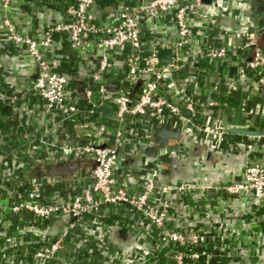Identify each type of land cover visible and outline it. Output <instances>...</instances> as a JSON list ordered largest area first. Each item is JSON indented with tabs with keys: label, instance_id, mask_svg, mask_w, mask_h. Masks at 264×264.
<instances>
[{
	"label": "crops",
	"instance_id": "crops-1",
	"mask_svg": "<svg viewBox=\"0 0 264 264\" xmlns=\"http://www.w3.org/2000/svg\"><path fill=\"white\" fill-rule=\"evenodd\" d=\"M244 3L240 6L237 0H227L221 9L209 6L201 21L192 22L198 34L191 42V50L199 51L209 42L229 46L240 43L237 37L242 30L263 32L264 0ZM40 11L34 10L29 1L18 0L13 13L18 25L30 31L49 19L47 12L39 14ZM164 30L160 27L156 35L162 37ZM169 34L173 36V32ZM259 45L264 53V33ZM250 56L251 51L246 49L230 54L217 77L205 75L197 67L192 69L202 88L207 87L203 91L206 96L218 93L221 99L228 98L229 108L239 110L237 113L223 106L209 109L207 116L199 115V123L195 121L191 127L204 124L210 129L217 120L229 129L264 132V95L257 90L253 74L251 77L247 71ZM77 60L75 83L93 86L92 67ZM35 68L34 60L25 51L16 53L0 43V216L3 224H14L13 229L1 234L0 242L28 243L37 248L43 242L41 238H58L69 227L64 248L47 264H127L133 244L142 247L137 253L154 255L159 247L157 235L147 227L148 220L126 207L110 209V219L88 223L72 222L71 217L62 216L40 224L30 212L14 213L13 207L21 204L63 206L76 194L91 190L93 184V157L71 159L61 153L64 142L85 146L87 137L62 114L46 112L37 98L29 105L24 100L25 90L35 81ZM117 70V66L111 69V77ZM14 98L27 109L18 110L12 103ZM227 104L223 101V105ZM110 119L100 117L104 126L120 128L126 136V145L122 146L114 138L108 140L111 136L106 140L120 153L117 177L129 191L139 192L149 180L158 186L192 184L200 188L192 195L174 191L164 196L175 222L182 228L195 231L202 224L211 236L219 237L217 246L206 249L207 254L198 264H264V210L252 195H230L220 187L239 181L248 164L263 160L264 136H216L188 128L181 131L183 141L171 140L161 149L164 155L159 156L158 151L151 156L147 149L158 148L154 135L159 123L148 122V134L140 137L135 123L127 121L124 127ZM95 238L97 245L92 248L91 240Z\"/></svg>",
	"mask_w": 264,
	"mask_h": 264
},
{
	"label": "built area",
	"instance_id": "built-area-1",
	"mask_svg": "<svg viewBox=\"0 0 264 264\" xmlns=\"http://www.w3.org/2000/svg\"><path fill=\"white\" fill-rule=\"evenodd\" d=\"M17 1L0 0V43L16 53L25 51L36 64L35 81L25 90L23 98L28 105L37 98L46 112H57L72 121L87 137V143L74 147L64 142L61 153L71 159L89 155L95 165L91 190L76 194L63 206L21 204L13 207L14 213L30 212L41 224L62 216L81 220L87 212L98 214L109 206L126 207L143 215L156 229L157 251L163 252L166 264H198L207 250L217 246L219 237L211 236L202 224L195 231L182 228L175 222L164 196L174 191L192 195L200 188L192 184L158 186L149 180L139 192L129 191L117 177V147L107 145L106 140L111 136L108 140L114 138L122 146L126 145V136L120 128L104 126L100 109L111 105L110 120L124 127L127 121L135 123L136 135L140 137L148 134L153 123H167L181 131L199 129L205 134L226 136L229 128L222 121L215 120L211 130L204 124L191 127L193 122L199 123V115L206 117L209 109L223 106L237 113L239 110L229 108L228 98L223 100L218 93L206 96L203 91L207 87L202 88L192 69L197 67L203 74L217 77L230 54L250 50L246 68L251 77L253 74L257 90L264 95V53L259 45L264 28L263 32L242 30L237 37L240 43L231 46L209 42L199 51H192L191 42L198 34L193 23L202 20L209 6L221 9L222 2L227 0H74L61 10L41 6L40 0H27L34 10L42 9L39 14L47 12L49 16L46 22L30 31L21 28L14 17ZM45 1L54 4L53 0ZM245 1L237 0L240 6ZM160 27L166 30L162 37L156 35ZM64 43L69 44L79 63L90 64L93 86L75 83L78 72L72 77L57 71L62 62L58 51ZM163 48L173 52V62L167 66L161 65L157 58ZM206 61L212 64L210 69L204 67ZM115 66L118 70L111 77ZM109 84L113 89H109ZM12 103L18 110L27 109L19 99L14 98ZM183 111L189 112V116ZM157 150L159 156L164 155L163 150ZM220 187L230 195H252L264 210V158L248 164L239 181ZM13 228L14 224H3L0 216V239L1 234ZM70 231L67 227L58 238L37 248H31L28 243L0 242V264H47L64 248ZM150 256L153 254H147L142 264H151L146 262Z\"/></svg>",
	"mask_w": 264,
	"mask_h": 264
},
{
	"label": "trees",
	"instance_id": "trees-1",
	"mask_svg": "<svg viewBox=\"0 0 264 264\" xmlns=\"http://www.w3.org/2000/svg\"><path fill=\"white\" fill-rule=\"evenodd\" d=\"M31 1V0H30ZM74 0H53L54 4H50L49 2L45 1V0H40V5H47V7L51 8V9H56V10H61V8L66 7L67 5L73 3ZM113 1V0H110ZM39 2V1H38ZM58 53L62 56V62L60 64V66L57 68V71L60 73H65L69 76L74 77L77 74V59L78 57L75 55V53H73L70 50V46L68 43H64V45L62 46V48L58 51ZM212 66L211 63H209L208 61L205 62L204 67L210 69ZM203 78H205V76H202ZM84 106V105H82ZM96 118H94L95 120ZM156 145V143H155ZM120 156V153H119ZM124 207L121 206H109L108 208H103L100 212H98V214H95V212L91 211V212H87L86 214H84L81 218V220H78V222H83V223H88L90 220H107L110 219V217L113 215L112 212H110L109 210H121ZM134 214H138V216H140L143 219L148 220L147 218H145L143 215L137 213L134 211ZM148 222L150 223V221L148 220ZM38 225V224H37ZM151 225V226H150ZM149 226L150 229L153 230V233L156 234V229L153 227V225L147 224V227ZM152 227V228H151ZM92 230V229H91ZM151 231V230H150ZM43 241L41 244H46V241H53L56 238L49 236L48 238L44 239L41 238ZM146 262H155L157 264H166V258L163 255V252L161 251H157L153 256H150L148 258V260Z\"/></svg>",
	"mask_w": 264,
	"mask_h": 264
},
{
	"label": "water",
	"instance_id": "water-1",
	"mask_svg": "<svg viewBox=\"0 0 264 264\" xmlns=\"http://www.w3.org/2000/svg\"><path fill=\"white\" fill-rule=\"evenodd\" d=\"M139 2H143V0H136ZM158 61L161 65L167 66L173 62V52L170 49L163 48L158 51L157 55ZM109 89H113L112 84L108 85ZM113 114V107L111 105H104L100 109L99 117H111ZM183 114L189 116V112L183 111ZM158 128L155 130L154 142L158 145V148L164 149L167 147L169 141H183L182 132L178 128H174L173 126L167 123H159ZM229 134L234 135H251V136H264L263 131H244V130H236L229 129L227 131ZM157 148H149L147 152L153 156L157 152ZM76 219L73 218L72 222Z\"/></svg>",
	"mask_w": 264,
	"mask_h": 264
},
{
	"label": "flooded vegetation",
	"instance_id": "flooded-vegetation-1",
	"mask_svg": "<svg viewBox=\"0 0 264 264\" xmlns=\"http://www.w3.org/2000/svg\"><path fill=\"white\" fill-rule=\"evenodd\" d=\"M141 251L142 250V247H139V245L138 244H133V246H130V248H129V251H128V253H129V255H128V259H126V263L128 264V263H130V264H142L146 259V256L145 255H143V254H139V253H137L138 251ZM144 250V249H143ZM139 259V260H138Z\"/></svg>",
	"mask_w": 264,
	"mask_h": 264
},
{
	"label": "rangeland",
	"instance_id": "rangeland-1",
	"mask_svg": "<svg viewBox=\"0 0 264 264\" xmlns=\"http://www.w3.org/2000/svg\"><path fill=\"white\" fill-rule=\"evenodd\" d=\"M127 225H128V224H127ZM80 232L84 233L83 230L80 231ZM85 237H86V235H85ZM91 241H92V242H91V243H92V246H91V247L93 248L94 245H97V241H98V240H97V238H95V239H92ZM82 255L85 256V254H82Z\"/></svg>",
	"mask_w": 264,
	"mask_h": 264
}]
</instances>
